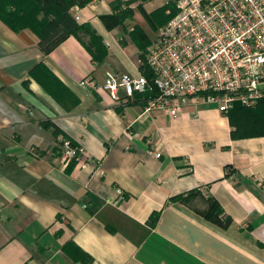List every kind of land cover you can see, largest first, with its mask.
<instances>
[{
  "label": "crops",
  "instance_id": "1",
  "mask_svg": "<svg viewBox=\"0 0 264 264\" xmlns=\"http://www.w3.org/2000/svg\"><path fill=\"white\" fill-rule=\"evenodd\" d=\"M77 7L107 50L100 64L74 36L43 54L30 29L0 21V264H264V133L233 131L198 99L172 118L140 95L81 85L143 74L173 6ZM124 8L123 25L101 19ZM62 139L77 160L61 161ZM209 200L228 229L203 217Z\"/></svg>",
  "mask_w": 264,
  "mask_h": 264
},
{
  "label": "built area",
  "instance_id": "2",
  "mask_svg": "<svg viewBox=\"0 0 264 264\" xmlns=\"http://www.w3.org/2000/svg\"><path fill=\"white\" fill-rule=\"evenodd\" d=\"M166 1L175 12L144 54L149 78L108 72L102 85L88 78L81 85L113 99L148 94L147 110L161 108L172 118L194 99L223 115L264 101V0ZM77 10H69L75 21ZM60 148L64 164L81 155L67 139Z\"/></svg>",
  "mask_w": 264,
  "mask_h": 264
},
{
  "label": "trees",
  "instance_id": "3",
  "mask_svg": "<svg viewBox=\"0 0 264 264\" xmlns=\"http://www.w3.org/2000/svg\"><path fill=\"white\" fill-rule=\"evenodd\" d=\"M91 1L0 0V21L14 32L30 29L37 36L38 46L43 54L50 53L68 36H74L89 52L92 61L100 64L107 54L101 38L89 26L77 24L69 13L72 7H83ZM173 15L174 13L170 18ZM130 17L129 8H124L119 15L104 16L101 19L107 26L111 23L123 25L124 21ZM108 20L110 23L107 22ZM82 35L88 37L89 42H85ZM141 69L143 74L149 78V74L146 70L144 71L143 66ZM147 96L148 94L143 95L144 99ZM227 116L229 122L235 126L233 131L235 129V131L237 130L245 135L257 132L264 133V101L259 102L254 108H244L237 104L228 112ZM175 200H181V198L171 199V201ZM155 217L156 215H153L151 221H154ZM203 217L220 229H228L231 225V219L224 215L213 200H209L207 208L203 212Z\"/></svg>",
  "mask_w": 264,
  "mask_h": 264
},
{
  "label": "rangeland",
  "instance_id": "4",
  "mask_svg": "<svg viewBox=\"0 0 264 264\" xmlns=\"http://www.w3.org/2000/svg\"><path fill=\"white\" fill-rule=\"evenodd\" d=\"M120 12H121V11H120ZM158 12H159L160 17L163 18V17H164L163 9H160ZM161 27H162V26H161ZM161 27H160V28H161ZM160 28H159V29H160ZM159 29H158V31H159ZM158 31H157L156 33H153V34H152L151 37H152L153 39H154V38L156 39V37H157V35H158ZM82 36H83V35H82ZM155 36H156V37H155ZM83 39H84V41L89 42L88 37L83 36ZM154 41H155V40H154ZM151 44H152V43H151ZM142 66H143L144 71H145V70H146V65H145L144 61L142 62Z\"/></svg>",
  "mask_w": 264,
  "mask_h": 264
}]
</instances>
